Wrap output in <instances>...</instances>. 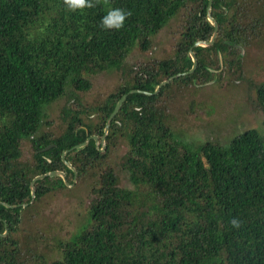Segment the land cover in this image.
Returning a JSON list of instances; mask_svg holds the SVG:
<instances>
[{
	"label": "trees",
	"instance_id": "obj_1",
	"mask_svg": "<svg viewBox=\"0 0 264 264\" xmlns=\"http://www.w3.org/2000/svg\"><path fill=\"white\" fill-rule=\"evenodd\" d=\"M198 1L175 57L93 108L102 120L99 127L73 114L65 130L53 137L42 132L44 121L67 84L81 89L87 75L119 67L140 35L156 36L191 0H109L107 5L100 0L82 11L68 10L63 0H0V232L5 221L8 227V234L0 235V264H35L38 259L40 264H264V82L257 86L262 125L246 127L224 144L180 141L169 110L159 104L171 83L151 94L166 78L192 68L191 49L197 68L175 82L211 75L205 51L225 53L233 42L247 44L241 18L233 14L232 31L224 30V0H213L217 37L209 47L194 46L214 33L207 19L209 0ZM116 8L131 12L123 27L101 28L102 18ZM124 94L127 98L106 136L107 152L93 137L77 149L94 133L104 135L106 121ZM120 122L122 131L116 127ZM120 137L127 146L123 166L133 188L121 185L107 165L108 152ZM25 140L33 148V163L21 159ZM65 150V159L79 175L93 172L98 178L89 220L58 246L59 257H47L36 246L31 247L34 254L24 256L30 247H23L18 229L22 205L32 198L31 181L53 170L73 177L62 158ZM56 186H66L60 176L38 180L34 201Z\"/></svg>",
	"mask_w": 264,
	"mask_h": 264
},
{
	"label": "rangeland",
	"instance_id": "obj_2",
	"mask_svg": "<svg viewBox=\"0 0 264 264\" xmlns=\"http://www.w3.org/2000/svg\"><path fill=\"white\" fill-rule=\"evenodd\" d=\"M198 2L191 0V6L169 20L156 36L140 35L136 46L126 54L125 61L119 67L87 75L88 81L84 82L81 89L74 82L67 84L61 97L48 107V117L44 121L42 132L50 133L53 137L60 135L73 114H78L83 121L99 127L102 120L93 108H97V105L103 103L111 93L117 92L122 85L147 77L145 71H157L161 61L175 57L178 44L191 23V18H187L189 12L192 5ZM222 4L223 14L228 17L223 29L232 31L230 21L236 13L247 30V44L240 46L233 42L228 45L225 53L205 51V57L213 67L211 75L199 77L189 83L182 80L175 82V78L169 82L170 86L163 90L159 99V104L171 114L172 125L179 140L190 144L199 141L224 144L246 127L261 126L263 121L257 86L264 82V0H224ZM227 38L235 41L234 37ZM119 53L124 55L125 51ZM65 108L68 110L64 111ZM116 127L118 131H122L125 126L120 122ZM97 129L94 128L93 131L96 132ZM102 139L103 136H98L99 144H104L102 152H105L108 149L107 139ZM118 141L108 152L107 165L114 169L121 185L133 188L123 166L127 146L123 137L118 138ZM198 146L192 148L196 149ZM21 159L23 162H34L29 140L22 143ZM67 172L65 174L69 184L52 187L42 198L26 203L21 209L18 236L23 247L27 249L28 244L31 250H28L29 253L25 251L24 256L33 253L31 247L36 246L38 252L47 257L50 254L59 257L58 246L69 240L89 220V202L98 178L93 172L79 175L76 169L73 177ZM70 179H73L72 183ZM28 258L31 259L30 256ZM51 260L49 258L48 262ZM40 263L39 259L35 261V264Z\"/></svg>",
	"mask_w": 264,
	"mask_h": 264
},
{
	"label": "water",
	"instance_id": "obj_3",
	"mask_svg": "<svg viewBox=\"0 0 264 264\" xmlns=\"http://www.w3.org/2000/svg\"><path fill=\"white\" fill-rule=\"evenodd\" d=\"M212 4H213V0H209V4H208V7H207V19L214 26V28H215L214 33H213V35H212V37H211V39L209 41H205V40L197 41L194 44V46H209V45H212L213 42L215 41L216 37H217L219 25H218V22L216 21V19L212 15ZM190 56H191V58L193 60V66H192V68L189 71H186L184 73L175 74V75L169 77L168 79L163 80L159 85L156 86V91H158L163 85L169 83L171 80H174L175 78L180 77L182 75H187V74H191V73L194 72V70L197 67L198 60H197V57L195 56V54H194V52H193L192 49L190 50ZM134 91H136V90H132L131 92H134ZM127 95L128 94H124L121 97V99L117 102V105H116L115 109L113 110L112 114L108 118V121H107V124H106V128H105V134L103 136L102 141L105 140L106 135L109 132V128H110L111 122H112L113 118L115 117V115L120 110V108L122 107L124 101L126 100ZM91 137H93L95 139L96 144L98 146V144H99L98 136L97 135H93V136L88 137L84 142L77 144L75 147L77 149H80V148L86 146L88 144V142L90 141ZM72 149H74V148H72ZM67 153H68V150H65L62 153V158L65 161V163L76 173L75 166L70 161H68V160L65 159V156H66ZM47 176H51V177H53V176H60L63 179L64 183L69 184V182L66 180V174H65V171L64 170H53V171H49V172L44 173V174L37 175L31 181V185H30L31 194H32L31 202L35 199V196H36V182L38 180H40V179H43V178L47 177ZM3 204H5L6 207H16V205H10L8 203H3ZM26 205H27L26 203L23 204V206H26ZM4 234H6V233H4Z\"/></svg>",
	"mask_w": 264,
	"mask_h": 264
},
{
	"label": "clouds",
	"instance_id": "obj_4",
	"mask_svg": "<svg viewBox=\"0 0 264 264\" xmlns=\"http://www.w3.org/2000/svg\"><path fill=\"white\" fill-rule=\"evenodd\" d=\"M65 6L70 11L84 10L85 8H93L96 4L100 3V0H63ZM103 3L107 5L109 0H103ZM131 15L130 11H124L123 9H111L108 11L107 15L102 18L100 27L103 29H117L123 27L124 21L127 17ZM236 224V221H233Z\"/></svg>",
	"mask_w": 264,
	"mask_h": 264
},
{
	"label": "flooded vegetation",
	"instance_id": "obj_5",
	"mask_svg": "<svg viewBox=\"0 0 264 264\" xmlns=\"http://www.w3.org/2000/svg\"><path fill=\"white\" fill-rule=\"evenodd\" d=\"M218 25H219V23H218ZM214 30H215V28H214ZM218 31H219V27H218ZM209 46H211V45H209ZM209 46H204V47H209ZM219 52V51H218ZM198 65V64H197ZM197 68V67H196ZM196 70V69H195ZM194 70V71H195ZM189 71V70H188ZM192 74V73H191ZM187 75H189V74H187ZM181 77V76H180ZM177 78H179V77H177ZM162 88V87H161ZM161 88L158 90V91H156V89L151 93V94H158L159 92H160V90H161ZM148 91H146V93H147ZM147 94H150V92H148ZM127 98V97H126ZM117 105V104H116ZM121 109V108H120ZM120 111V110H119ZM118 111V112H119ZM112 114V113H111ZM117 115V114H116ZM116 115H115V117H116ZM110 117V116H109ZM114 117V118H115ZM114 118H113V120H114ZM113 120H112V122H113ZM108 121V120H107ZM107 121H106V124H107ZM112 122H111V124H112ZM110 127H111V125H110ZM105 128H106V125H105ZM109 130H110V128H109ZM104 134H105V129H104ZM94 135V134H93ZM92 135V136H93ZM104 136V135H103ZM98 148H100L101 150L104 148V145L102 144V143H100V144H98V146H97ZM64 182V181H63ZM19 206V205H18ZM17 205H16V207H11V208H17L18 207ZM22 207H24L23 205H22ZM4 224L6 225V228H5V230L3 231V232H0V235L1 236H6L7 234H8V227H7V224H6V221L4 222ZM4 233H6V234H4Z\"/></svg>",
	"mask_w": 264,
	"mask_h": 264
}]
</instances>
